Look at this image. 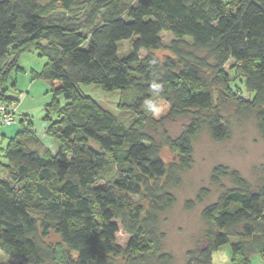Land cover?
Instances as JSON below:
<instances>
[{
    "label": "trees",
    "instance_id": "trees-1",
    "mask_svg": "<svg viewBox=\"0 0 264 264\" xmlns=\"http://www.w3.org/2000/svg\"><path fill=\"white\" fill-rule=\"evenodd\" d=\"M162 33L173 40L171 56L159 62L151 53L163 48ZM122 41L131 46L125 56L118 54ZM31 48L46 60L31 80L48 82L54 95L48 110L57 120L48 119L45 136L58 151L52 154L30 127L9 140L0 251L16 262L0 264H172L159 220L193 163V139L204 128L213 141L229 138L220 114L226 103L253 115L264 137V0H0V105L17 103L4 84ZM229 61L247 100L223 71ZM78 84L121 90L118 110L131 113L132 122L80 94ZM59 96L68 103L61 106ZM182 117L187 124L171 137L165 123ZM163 148L175 153L172 163L161 160ZM225 179L230 187L201 213L204 244L186 251L183 264H212L226 244L231 264L264 259V180L252 185L237 170L214 167L210 184ZM119 229L129 237L124 247ZM51 233L59 237L54 246L45 241Z\"/></svg>",
    "mask_w": 264,
    "mask_h": 264
},
{
    "label": "rangeland",
    "instance_id": "rangeland-1",
    "mask_svg": "<svg viewBox=\"0 0 264 264\" xmlns=\"http://www.w3.org/2000/svg\"><path fill=\"white\" fill-rule=\"evenodd\" d=\"M49 0H41L45 3ZM135 0H126L132 4ZM163 48L151 53L153 57L162 62L166 57L171 56L168 46L173 40L169 33L161 34ZM87 42L83 44V48ZM130 42L122 41L119 44L120 56H125L130 51ZM145 50L139 52V57H144ZM198 57H207L205 52L195 53ZM12 57L9 56L6 65L10 63ZM46 60L39 56L34 48L24 51L18 58L17 67L13 68L6 83L4 84L5 94L16 100L10 104L17 107V113L14 124L11 126H0V180L6 179V173L3 165L7 164L4 157V150L9 140L23 129L30 127L35 131L37 137L42 143L50 149L52 154L58 151L57 141L45 136V129L48 127L50 119L52 122L57 120L54 112L48 110V106L54 100L48 82L35 79L34 74L40 73ZM211 62V61H210ZM233 61H229L223 68L227 79L232 80L242 94L240 97L244 100L249 98L245 92L243 83L238 82L232 67ZM234 82V83H233ZM77 89L80 94L93 99L100 107L116 116L121 121L132 122L134 116L127 112H119L118 106L122 98L121 90L105 91L95 84H78ZM236 89V88H235ZM61 106L68 103L62 96L57 97ZM154 101L147 102L145 108L153 106ZM223 122L230 129L228 139L220 142L213 141L208 131L204 128L192 141L193 163L191 167L181 175V185L172 189L171 193L175 197L174 205L165 211L159 220V231L163 235L162 251L172 257V264H183L186 251L195 247H202L204 244L205 222L202 219V210L216 201L221 191L230 187L227 179L222 180L221 186H212L210 184V175L214 167L218 165L227 166L230 169L237 170L252 185L264 180V137L257 131L253 115H238L232 104L226 103L220 109ZM25 122L20 124V119ZM188 118L182 117L165 123V128L171 137H176L187 124ZM150 135H155L153 131H148ZM89 146L99 151L96 142L88 140ZM161 160L165 164H170L176 159V155L168 148H163L160 153ZM201 190H207L208 193L199 201L197 195ZM134 201H136L134 199ZM192 201V205H189ZM189 205V206H188ZM129 237L120 229L116 235L117 244L124 247ZM50 246L59 243V237L53 233L45 240ZM230 245L226 244L215 251L212 256V264H231ZM16 262V259L9 253L0 251V262ZM250 264H264V259L259 255H254L250 259Z\"/></svg>",
    "mask_w": 264,
    "mask_h": 264
},
{
    "label": "built area",
    "instance_id": "built-area-1",
    "mask_svg": "<svg viewBox=\"0 0 264 264\" xmlns=\"http://www.w3.org/2000/svg\"><path fill=\"white\" fill-rule=\"evenodd\" d=\"M14 107L12 105L1 104L0 105V123L12 124L14 122Z\"/></svg>",
    "mask_w": 264,
    "mask_h": 264
}]
</instances>
